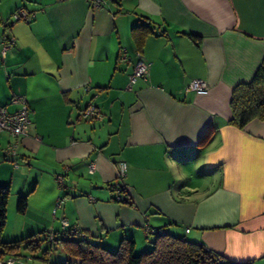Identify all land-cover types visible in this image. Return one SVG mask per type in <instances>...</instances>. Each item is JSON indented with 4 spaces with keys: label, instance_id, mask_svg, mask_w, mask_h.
Instances as JSON below:
<instances>
[{
    "label": "crops",
    "instance_id": "crops-1",
    "mask_svg": "<svg viewBox=\"0 0 264 264\" xmlns=\"http://www.w3.org/2000/svg\"><path fill=\"white\" fill-rule=\"evenodd\" d=\"M19 7L30 21H13ZM138 24L154 29L141 50ZM8 34L0 105L13 112L14 96H25L30 123L18 167L0 133L5 240L57 233L64 217L71 237L110 250L127 237L144 251L155 238L148 229L165 228L220 257L264 264V120L239 128L231 108L234 87L264 59V0H0V56ZM139 60L149 75L130 87ZM196 78L208 94L186 90ZM90 102L102 120L82 117ZM119 162L123 202L111 187Z\"/></svg>",
    "mask_w": 264,
    "mask_h": 264
},
{
    "label": "trees",
    "instance_id": "trees-1",
    "mask_svg": "<svg viewBox=\"0 0 264 264\" xmlns=\"http://www.w3.org/2000/svg\"><path fill=\"white\" fill-rule=\"evenodd\" d=\"M21 10L27 12L29 18L15 19V14ZM33 15L32 11L25 7H19L12 16L13 21L17 22L30 21ZM11 25L12 23L8 24L9 29ZM151 33H154V29L148 24H138L132 27V35L136 40L138 50L142 49L144 36ZM10 42L14 44L15 41L8 34L4 39V43L10 44ZM231 108L233 114L232 124L239 128L245 127L254 119L264 120V59L251 81L239 83L234 87ZM10 142L3 148L4 153ZM7 155L10 157L11 162L12 158H15V160L17 158V156ZM64 184L61 187H64ZM111 187L116 193L118 187L122 189L123 196L118 198L119 194L117 193L116 201L123 202L127 200V184L124 180L120 182V179H116L111 184ZM9 196V188L0 186V262L2 264H6L10 259H14L13 264H32L28 261L31 260L30 257L25 261H21V258H19V256L24 255L21 253L22 248L27 250L24 253H29L28 251H30L32 257L40 258L46 261L47 264H253L252 262H235L220 257L204 245L190 241L185 236L172 234L165 228L150 229V233L152 232L155 238L151 241L149 248L141 252H136L133 238L125 237L116 250H110L99 243L89 240L86 236H78L76 234L77 237L73 238L71 236L75 235L74 233L77 230L71 224L66 229L56 231L57 233L50 232L38 239L29 236L16 240H5L3 234L7 224ZM26 206L27 196H21L18 201V210L24 212ZM45 241L47 242L46 248L36 257L34 253L40 250L41 243ZM58 245L62 246L67 259L64 262H62L63 259H60L52 263L49 261L50 251Z\"/></svg>",
    "mask_w": 264,
    "mask_h": 264
},
{
    "label": "built area",
    "instance_id": "built-area-1",
    "mask_svg": "<svg viewBox=\"0 0 264 264\" xmlns=\"http://www.w3.org/2000/svg\"><path fill=\"white\" fill-rule=\"evenodd\" d=\"M88 3H90L94 7H101L105 3V0H86ZM20 18H29L27 12L21 10L15 14V19ZM13 44V42L4 43L2 54L0 56V59H3L6 55L7 49ZM124 51V50H123ZM122 59H126L127 55L126 52L122 53L121 56ZM150 67L149 65L143 61L139 60L133 70V72L129 76V85L130 87L140 78H145L149 75ZM187 91H193L200 95H206L210 91V86L208 82L204 79H192L188 83L186 87ZM13 103L18 104L19 108L13 112H9L6 107L0 105V133H7L12 138L10 145L5 149V153L9 154L13 157L17 156L18 153V146L20 143V137L25 135L28 124L30 123V109L28 105V100L25 96L21 95H15L13 98ZM96 104L93 102H90L88 106L82 111V117L84 119L88 120H102L103 116L98 110ZM13 165L15 167H18V161L15 160V158H12ZM95 163H91L89 166V172L93 173L95 169ZM126 170L127 165L125 162H119L118 164V173H117V179H120V182L124 180L126 177ZM56 181L61 186L64 183V176L61 174L56 175ZM117 193L118 198H121L123 196L122 189L118 187ZM121 194V195H120ZM60 202L57 203L56 209L54 211V214L57 212V207H59ZM61 224L62 228L66 229L68 226H70V222L68 219L62 217L61 218ZM75 231V230H72ZM150 232L151 230L148 229ZM14 259H10L6 264H13ZM2 264V262H0Z\"/></svg>",
    "mask_w": 264,
    "mask_h": 264
},
{
    "label": "rangeland",
    "instance_id": "rangeland-1",
    "mask_svg": "<svg viewBox=\"0 0 264 264\" xmlns=\"http://www.w3.org/2000/svg\"><path fill=\"white\" fill-rule=\"evenodd\" d=\"M46 242V241H45ZM42 242L41 243V248L39 251H37L36 253H34V255L37 257L38 255H40V253L42 252L43 249L46 248L47 246V242ZM24 251H27V250H24L23 248L21 249V253L24 254V255H21L19 256V258H21V261H25V260H28L27 258L30 257L31 260H28V261H36L38 262L39 264H47L46 261H43L42 259L40 258H35V257H32L31 256V252L28 251L29 253H24ZM29 254V255H27ZM60 259H63L62 262H64V260L67 259V256L65 255L64 251L62 250V246L61 245H58L56 248H53L51 251H50V258H49V261H51L52 263L53 262H57L56 260H60Z\"/></svg>",
    "mask_w": 264,
    "mask_h": 264
}]
</instances>
